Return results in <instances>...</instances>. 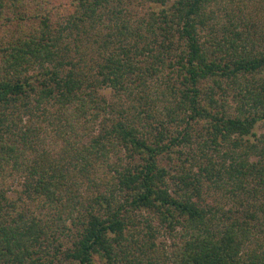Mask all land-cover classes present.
Masks as SVG:
<instances>
[{"label":"trees","instance_id":"trees-1","mask_svg":"<svg viewBox=\"0 0 264 264\" xmlns=\"http://www.w3.org/2000/svg\"><path fill=\"white\" fill-rule=\"evenodd\" d=\"M262 123L264 0H0V264H264Z\"/></svg>","mask_w":264,"mask_h":264},{"label":"rangeland","instance_id":"rangeland-1","mask_svg":"<svg viewBox=\"0 0 264 264\" xmlns=\"http://www.w3.org/2000/svg\"><path fill=\"white\" fill-rule=\"evenodd\" d=\"M256 132H257L258 135H260V134H262L264 132V124L263 123L262 124H259L257 126Z\"/></svg>","mask_w":264,"mask_h":264}]
</instances>
